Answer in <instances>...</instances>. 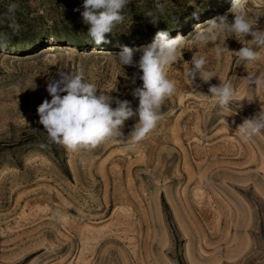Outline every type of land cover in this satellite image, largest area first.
I'll return each instance as SVG.
<instances>
[{"label": "rangeland", "instance_id": "374dc122", "mask_svg": "<svg viewBox=\"0 0 264 264\" xmlns=\"http://www.w3.org/2000/svg\"><path fill=\"white\" fill-rule=\"evenodd\" d=\"M243 3L249 22L264 30V0ZM82 5L0 0V41L11 24L44 33L40 44H0V264H264V130L247 142L238 131L264 104V88L243 80L248 72L264 77V51L245 67L232 52L243 47L233 33L206 46L192 36L210 19L233 21V0H130L107 34L116 38L99 46L75 11ZM151 19H177L169 35L186 38L166 69L176 92L157 127L132 144L137 115L91 150L70 153L50 142L37 107L51 99L46 82L59 69L83 72L98 92L138 108L131 95L143 83H131L138 69L115 55L151 44L156 35L121 38ZM251 39L241 37L254 47ZM217 49H225L219 57ZM195 51L207 60L211 84L237 89L227 109L209 84L185 76Z\"/></svg>", "mask_w": 264, "mask_h": 264}, {"label": "clouds", "instance_id": "9594fccd", "mask_svg": "<svg viewBox=\"0 0 264 264\" xmlns=\"http://www.w3.org/2000/svg\"><path fill=\"white\" fill-rule=\"evenodd\" d=\"M129 2L83 0V11L75 9L80 12L82 23L89 26L87 32L95 45L109 42L106 35L123 22L122 10ZM14 9L15 5H10L9 11ZM160 10L163 11L162 8ZM230 11L234 14L231 22L225 15L206 21V28L196 25L193 40L198 45L206 46L210 42L215 43L224 31L233 33V37L243 47L232 52L247 67V64L262 59L257 49L264 51V30L249 22L243 0H233ZM150 22L157 24L159 21L152 19ZM10 27L14 32L19 31L16 24ZM248 36L252 37L250 41L254 47L245 46L241 41V37ZM185 39L183 35L170 37L168 31L160 30L151 44L137 50L125 46L115 55L120 65L138 69L131 78L133 85H136L137 79L143 82L142 86L133 87L131 91V95L139 101L135 110L127 99L121 100L103 91L98 92L97 86L88 82L83 72L59 69L46 82V91L51 99H44L37 107L38 123L43 126L49 141L62 145L70 153L91 150L120 133L125 121L137 115L138 122L130 133V141L135 144L144 140L157 127L165 100L176 92V85L168 79L166 69L177 62L178 50L184 46ZM224 50L217 49L216 55L219 57ZM136 51L140 52L138 60L134 58ZM184 63L191 65L185 70V76L193 81L199 77L203 83L209 84L211 97L221 110L227 109L231 102L238 99L237 89L232 84L220 78L218 86L211 84L214 76L206 71L207 60L204 56L195 51L191 60ZM243 80L251 86L255 85L257 90L264 88V77L253 72H248ZM113 104L116 106L113 107ZM261 130H264V104H261L259 115L246 118L238 129L245 142L259 135Z\"/></svg>", "mask_w": 264, "mask_h": 264}, {"label": "trees", "instance_id": "16d2710c", "mask_svg": "<svg viewBox=\"0 0 264 264\" xmlns=\"http://www.w3.org/2000/svg\"><path fill=\"white\" fill-rule=\"evenodd\" d=\"M151 20L149 21L144 20L141 23H136V28L133 29V31L127 33V35H123V37L121 38H128L129 40L130 39L136 40L139 38L154 36L160 30L169 31L170 28L174 29L181 24V23H178L177 19L170 21V23L167 22L168 21L167 19H164V20L156 19L159 21L157 24H152L150 22ZM0 22H1V19H0ZM10 29L11 30H8V33H2V35L5 36L4 37L5 39H3V41H0L1 42L0 44L3 46H6L7 44L16 45L22 42L28 45H32V44H40L43 41V36H44L43 31H37V32L33 31V33H28L29 31L25 32L23 29H19L18 32H14L12 28ZM0 36H1V33H0ZM50 36H55L56 38H58L57 35H50ZM109 36L111 35H106L107 40H114V38H116V37H109ZM90 41L92 42L91 37H90Z\"/></svg>", "mask_w": 264, "mask_h": 264}]
</instances>
